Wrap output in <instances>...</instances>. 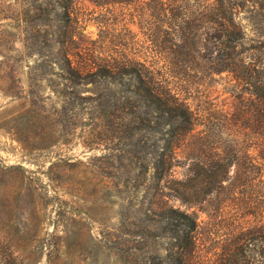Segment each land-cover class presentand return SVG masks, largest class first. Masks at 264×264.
I'll return each mask as SVG.
<instances>
[{"label": "rangeland", "instance_id": "1", "mask_svg": "<svg viewBox=\"0 0 264 264\" xmlns=\"http://www.w3.org/2000/svg\"><path fill=\"white\" fill-rule=\"evenodd\" d=\"M214 1L0 0V86L30 92L13 99L0 90V264H167L171 254L175 264H262L250 257L264 227V140L251 85L258 80L254 71L246 73L251 84L241 79V66L220 71L243 47L225 46ZM57 13L86 84L84 98L67 104L65 114L54 91L59 79L37 68L38 54L24 48L25 23L55 26ZM241 57L260 59L252 50ZM130 65L152 71L198 116L172 173L159 181L126 152L134 133L130 107H122L126 91L117 86L111 94L104 81ZM204 129L239 159L229 167L232 186L225 182L221 192L191 204L178 190L192 176L186 145ZM192 182L194 200L202 190ZM160 206L194 215L197 229L177 241Z\"/></svg>", "mask_w": 264, "mask_h": 264}, {"label": "trees", "instance_id": "2", "mask_svg": "<svg viewBox=\"0 0 264 264\" xmlns=\"http://www.w3.org/2000/svg\"><path fill=\"white\" fill-rule=\"evenodd\" d=\"M45 3H48V0H45ZM61 9H63L62 12L68 14L66 5H61ZM212 15L214 22L222 19L219 22L225 31L224 36H221V39H226L225 46L234 50L239 46L243 47V50L236 54L238 56L242 53H249L251 50L260 55L258 61L254 62L250 58L246 62L245 57L238 59L231 52L230 59L225 62L220 71L223 69L234 71L241 66L244 73L241 79L250 84L252 83L250 76L248 77L246 73L250 71L256 73L258 82L251 85L253 93L258 97L255 110L259 120L258 130L264 140V20L263 22L254 21L257 15H264V0H215ZM54 17L59 22L60 14L57 13ZM244 19L247 22L242 24ZM59 23L55 26L52 23H44L37 29L27 22L23 33L25 34L24 48L28 55L38 54L39 56L38 60L35 59V66L51 71L59 79L60 82L58 86H55L54 91L64 101L59 112L65 114L67 104L73 103L77 98H84L82 93L86 91L84 90L86 84L83 81L85 77L82 71L74 64L71 54L65 47V38L69 32ZM251 33L256 38L251 37ZM255 39L260 43L250 45L249 42ZM52 41L59 43L58 47ZM2 51L0 50V53H3ZM130 66L129 72H123L118 77L110 72L105 74V85L111 94L117 86L125 89L124 97L127 103L122 107H130L133 123L131 129L134 131L131 146L126 152L128 151L133 159L143 161V165L151 171V178L159 181L172 173L178 161L177 150L182 143H186L188 135L195 130L198 116L186 100L169 86L160 82L152 71L139 66ZM0 90L13 99H26L30 95L29 92L28 95L22 96L12 86L10 88L0 86ZM87 91L94 92V90ZM209 132H211L210 129H204L196 139H192L186 145V155H188L186 157L190 160L189 171L192 176L181 181L182 187L178 191L180 197L191 204L203 202L207 196L221 192L222 189L227 188L225 182H228L229 186L234 184L229 175V167L238 164V150H234L232 145L226 147L221 138L215 140ZM233 142L237 144L236 140ZM221 149L225 150L226 155L220 152ZM195 152L199 153L197 155L200 164L194 162ZM245 165V171H249V165L247 163ZM195 179L202 190L198 193L202 195L192 200L189 191L194 187L192 181ZM259 199L261 207H264V192L260 194ZM160 208V216L164 225L178 232L175 237L177 241H180V236L187 229L190 232L197 229L199 224L194 215L167 206H160ZM258 240L260 246L255 252L256 256H249L255 260L259 257L258 261L264 264V227ZM184 243L183 241L177 245L184 247ZM181 253L183 257L187 255L185 251ZM168 258L167 264H175L172 254L168 255Z\"/></svg>", "mask_w": 264, "mask_h": 264}]
</instances>
